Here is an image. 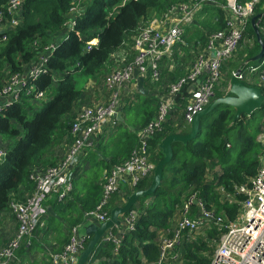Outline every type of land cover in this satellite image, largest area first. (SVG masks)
<instances>
[{
  "label": "trees",
  "instance_id": "obj_1",
  "mask_svg": "<svg viewBox=\"0 0 264 264\" xmlns=\"http://www.w3.org/2000/svg\"><path fill=\"white\" fill-rule=\"evenodd\" d=\"M180 1L23 0L18 24L6 31V39L0 41V85L7 75L23 73L38 56H45V60L40 74L25 79L31 90L20 91L19 99L0 111V139L7 142L5 156L0 161V213L9 210L11 200L24 201L31 195L35 184L30 181L29 174L33 170L57 163L59 156L53 151L56 144H62L66 149L71 143L73 138L69 128L76 115L75 109L80 100L85 102L82 81L98 82L109 71L128 65L134 55L132 36L138 24L148 18L150 12L159 14ZM7 2L0 0V9H4ZM75 3H80L82 9L74 16L73 26L66 28L69 9ZM257 12L258 6L254 14ZM249 19L243 36H249L251 41L241 42L236 54L242 57L241 62L246 61L238 67L242 73L240 81L254 86L252 78L246 77L244 72L248 66L258 63V60H250L259 47ZM223 26V11L211 2L205 3L196 16V23L183 27L181 41L173 49L175 64L181 65L194 55L192 48L203 49L207 34ZM93 38L97 39L96 44L86 48L87 42ZM260 39L264 43L261 36ZM179 50L186 54L178 56ZM122 58L125 62L114 69L115 62ZM232 58L226 61L230 68L235 64ZM185 72L165 75L174 81ZM146 79L143 78L145 89ZM218 82L210 100L226 92L227 83L222 81L217 85ZM184 88L176 94L172 110L160 130L150 134L146 142L154 164L162 157L158 142L163 136L185 134L189 130L179 112L187 98ZM38 93L42 94L39 98ZM49 94V98L43 99ZM36 100L38 107H34ZM124 100L120 106L122 121L117 120L112 128H107V134L100 136L99 144L85 148L81 154V163L74 169L71 190L66 197L59 201L50 198L43 203L44 208L50 207L59 219L45 211L44 219L30 236L36 232L44 235L48 230H58L61 238L56 242L61 248L68 240L70 229L84 224V212L94 209L100 202L103 171L107 172L114 164L126 160L139 145L138 131L154 118L159 102L155 93L148 91L144 95L136 89ZM233 114L231 106L219 104L200 117L197 133L192 139L185 143H171L172 155L162 167L160 185L151 195L138 198L130 208L138 212L132 227L119 224L111 228V233H118V242L104 238L98 240L84 264L155 262L158 235L166 231L170 234L174 216L191 195L205 210H212L223 221L234 219L238 202L243 197L237 188L248 183L256 173L261 146L255 137L262 126L264 105L248 115L241 113L234 120ZM150 178L151 174L142 177L123 194L119 190L111 193L102 206L105 215L121 205L126 195L144 189ZM197 204L190 203L191 213ZM126 214H122L120 221ZM60 225L63 226L61 231ZM221 231L222 228L217 226L208 227L203 230V235L183 241L182 247L178 248V264H208L214 246L212 239H217ZM83 239L85 245L88 238L84 236ZM27 241L17 249L19 258L25 257L32 249V242ZM25 264H42V260H28Z\"/></svg>",
  "mask_w": 264,
  "mask_h": 264
},
{
  "label": "built area",
  "instance_id": "obj_2",
  "mask_svg": "<svg viewBox=\"0 0 264 264\" xmlns=\"http://www.w3.org/2000/svg\"><path fill=\"white\" fill-rule=\"evenodd\" d=\"M22 2L23 0H8L4 9H0V41L6 39V31L18 24ZM207 2L215 4L223 11V28L208 33L203 49L196 50L197 54L185 74L169 84L164 94H156L159 98L157 112L151 122L138 131L139 145L132 150L126 160L114 164L107 172L103 171L100 202L94 209L84 212V223L99 224L106 220L107 216L102 211V206L109 195L118 190L123 194L124 190L130 189L142 177L152 173L155 164L147 152L146 137L160 130L172 110L176 94L182 87L197 82L187 92L188 96L181 110L183 122L189 125L193 115L208 104L214 85L221 79V68L236 54L243 40L247 21L255 15L256 6H258L256 14H259V17L255 25L264 40V0H181L169 5L161 14L149 16L139 23L132 36L134 52L132 61L104 76L105 88L111 95L105 102H94L90 106L81 105L69 128L73 139L67 145L65 153L57 159L55 165L37 168L29 174L30 181L35 184L34 191L29 197L24 201L9 202L8 212L15 222V232L0 245V264L19 261L17 249L23 241L28 243L27 238L31 232L41 224L46 211L43 205L45 200L50 198L63 200L69 193L70 180L75 174L74 169L79 168L84 149L90 147L104 127L112 128L115 125L117 121L115 113L120 111L119 105L125 99L119 95L122 97L127 95L126 98H129L136 89V78L132 76V70L137 69V72L144 74L150 82L157 81L161 75L162 60L174 59L171 52L181 41L183 27L196 23L197 14ZM81 9L80 3H75L69 9L70 16L66 28L73 26L74 16L79 14ZM96 42L97 39L93 38L87 42L86 48L95 45ZM44 60L45 56L40 55L23 73L9 74L4 78L0 85V111L18 100L20 91L31 90V87H27L25 79L40 74L43 71ZM247 70L246 77L254 78L253 84L260 89L261 104L264 105V48L258 63L248 66ZM241 76L242 73L239 72V80ZM201 77L203 78L199 82ZM41 96L42 94L38 93L37 98ZM255 139L261 146L256 173L248 183L237 188L243 197L238 202L234 219L223 221L212 210H205L191 195L175 215L171 234L162 236L161 232L158 235L157 260L141 264L180 263L178 248L182 247L183 241L192 238L194 234L203 235V230L212 226L222 228V231L217 238L218 241L213 240L214 246L208 264H264V118ZM6 145L7 142L0 139V161L5 156ZM190 203H198L194 215L189 210ZM137 214L135 209L129 210L119 224L131 228ZM77 229L78 227L70 229L68 240L60 250L46 252L48 264H75L84 247V236H80ZM102 238L114 242L119 240L118 233H111L110 229L103 233Z\"/></svg>",
  "mask_w": 264,
  "mask_h": 264
},
{
  "label": "water",
  "instance_id": "obj_3",
  "mask_svg": "<svg viewBox=\"0 0 264 264\" xmlns=\"http://www.w3.org/2000/svg\"><path fill=\"white\" fill-rule=\"evenodd\" d=\"M259 17V14H255L251 16L249 19V24L254 32L259 50L256 54H254L250 60L255 61L258 60L263 52L264 44L260 39L258 30L256 28L255 22ZM246 63V61H245ZM240 69L237 68L230 76L229 81L227 83V90L225 94L212 98L206 106H204L201 110L197 111L190 123L189 130L185 134H167L163 136L158 142V148L161 151L162 157L159 158L152 170L151 178L148 185L144 189L134 190L125 196L123 203L121 205L115 206L110 209L107 219L100 222L99 224H95L92 222L84 223L80 225V230L82 233H79L80 236H86L88 238L86 244L83 249L80 251L75 264H84L85 260L89 256L93 246L101 239L103 233L106 230L113 228L114 226L119 225L120 220L119 217L130 210L131 206H133L137 199L140 197H145L151 195L156 187L160 185L161 180V170L162 167L169 161L172 155L171 151V143L172 142H182L192 139L198 130L199 119L204 114L211 111L214 107L219 104L229 105L234 109L233 120L236 119L241 113L246 115L250 114L252 111L257 109L262 103V95L260 89L255 86H247L243 84L238 79V74ZM132 76L136 78V90L146 95L148 91L143 87V78L140 75H137V69L132 70ZM115 118L118 121H122L120 111L115 113ZM104 161H107V158L101 156ZM46 211L57 217L51 210L50 207L46 208ZM59 219V217H57Z\"/></svg>",
  "mask_w": 264,
  "mask_h": 264
},
{
  "label": "rangeland",
  "instance_id": "obj_4",
  "mask_svg": "<svg viewBox=\"0 0 264 264\" xmlns=\"http://www.w3.org/2000/svg\"><path fill=\"white\" fill-rule=\"evenodd\" d=\"M162 12H160L159 14H161ZM158 13L156 14L154 11H152V12H150L149 13V15L150 16H152V15H159ZM195 22H196V20H195ZM258 30V29H257ZM258 33H259V31H258ZM259 36H261V38L263 39V37H262V35L259 33ZM250 41H251V39H250V37L249 36H243V40H242V43L241 44H243V43H250ZM191 47H188L187 49H190ZM194 51H196V50H198V49H200V48H192ZM184 51V50H183ZM191 52V51H190ZM184 53V52H183ZM175 53H174V50L172 49V52H171V55L173 56ZM184 54H186V53H184ZM193 56V55H192ZM242 57L241 56H238V54H235L234 55V57L232 58V60H235L234 61V65H233V67H231L230 68V66H229V63H226V64H224L223 66V69L221 68V80H219V82H218V84L217 85H219L222 81H224V82H226V83H228V81H229V78H230V76H231V74L239 67V65L243 62H241V59ZM231 60V59H230ZM180 61V60H179ZM193 60H191L190 58H188L187 60H186V63L188 64V65H190L191 64V62H192ZM125 62V58H122V59H120V61H118V62H115V66H114V69H117L118 68V66L119 67H121V63H124ZM165 63H166V69H167V63H168V58H166V59H163L162 60V62H161V64H160V68H161V75H160V77H159V79L157 80V81H155V82H147V89H148V91L149 92H151L152 94H159V93H162V92H160V86H159V81L160 80H162V71H163V69L165 68ZM243 63H245V61L243 62ZM228 72H230V76L228 77ZM244 72L245 73H248V70H247V68L244 70ZM111 73V71H109L108 73H106V74H104V76H107L108 74H110ZM104 76H103V78L100 80V81H98V82H94V81H92L91 79L90 80H85V81H82L83 83H82V93H83V95H82V98H84L85 100V102L84 103H82L81 102V100L78 102V108H76L75 109V114H77L78 112H79V109H80V107H81V105H83V104H85V106H90L91 104H93L94 102H101V101H99V99L100 98H104V100L109 96V95H111V93L109 94V91L105 88V83L103 82L104 80ZM250 77V76H249ZM252 78V81H254V78L253 77H251ZM264 85V84H263ZM226 90H227V87H226ZM164 94V93H163ZM51 96V94H49V95H46V96H44V98L43 99H46V98H49ZM121 98H126L127 97V95H124V97H122V95L120 94L119 95ZM133 97V96H132ZM125 100L123 99V102H124ZM36 102V103H35ZM34 107H38V105H39V103L37 102V100L36 101H34ZM121 106V104L119 105V107ZM259 119V118H258ZM65 147H63V145L62 144H56L55 146H54V148H53V151L54 152H56L57 153V155L59 156V157H61L64 153H65ZM6 212V211H5ZM1 214L2 213H0V218H1ZM195 214V212L193 213V215ZM174 217H176V216H174ZM44 219V218H43ZM174 221H175V218L172 220V223H171V226H170V229L174 226ZM58 227H60V228H62V225H60V226H58ZM170 234H171V232H170ZM169 234V235H170ZM160 235H162V236H169V235H167L166 234V232H164V233H162V234H160ZM195 236H197L198 237V235L197 234H194ZM203 237V236H202ZM205 237V236H204ZM27 240H30L31 242H32V239H31V236L30 237H28L27 238ZM213 240H215V242H217L218 241V239H212V242H214ZM50 240H48L47 238H43L42 239V241H41V243H40V247H37V250H38V252H40L41 253V255H45L46 256V254H45V252H49V250H47L46 249V247H48L49 245H50V242H49ZM31 246H33V244L31 245ZM35 248V247H34ZM213 248V247H212ZM32 252H34L32 249L28 252V254H26L25 255V257L22 255L21 256V258H19V261H21V263L22 264H25V262L27 263V261L28 260H35V261H45V260H48L49 258L48 257H42V258H39V256L37 255V254H34V253H32ZM40 255V256H41Z\"/></svg>",
  "mask_w": 264,
  "mask_h": 264
},
{
  "label": "crops",
  "instance_id": "obj_5",
  "mask_svg": "<svg viewBox=\"0 0 264 264\" xmlns=\"http://www.w3.org/2000/svg\"><path fill=\"white\" fill-rule=\"evenodd\" d=\"M175 48H176V46H175ZM196 54H197V51L194 53L193 56L191 55L189 58L191 60H193L195 58ZM178 56H182L183 57L184 53L179 50V55ZM181 65L175 64L174 59H172V60L168 59L167 69H166V63H165V68L163 69L164 76L162 75V80L159 81L160 92L165 93L166 90H167V86L169 84L175 82V80L172 81L171 79L166 77L167 74L165 75V73L177 74L178 72H182L183 70L186 71L187 68L189 67V65L186 62L181 63ZM174 66L176 67L175 69H174ZM137 75H140L142 78L146 79V77H144V74H140V73L137 72ZM202 78L203 77L200 78L199 82L201 81ZM147 82H150V81L147 80ZM195 84H197V82H195L194 84L185 85V88L183 90L186 92L187 96H188V93H187L188 90L190 91ZM146 90L148 91V89H146ZM105 100H104L103 97L99 99V101H101V102H105ZM179 112H180V116H181V120H182V113H181V111H179ZM106 128H107V126L103 128V130L98 135V138L96 137L93 140V142H92V144L90 146L96 147L99 144V142L101 141L100 140V136L103 134V137H104L107 134L106 133L107 132ZM148 138H149V136L146 137V142L148 141ZM124 192H125V190H124ZM79 227L80 226H78L77 230L79 231V233H82V231L80 230ZM62 228H63V226H62ZM62 228L59 227V230L61 231ZM14 232H15V222H14V220L12 218V215L8 211L2 212L1 218H0V245L4 244L7 239L11 238L13 236ZM58 233H60L58 230L54 231V230L51 229V230H48L44 235H42L41 232L40 233L36 232L35 234L31 235L32 244H33L32 250L34 251L32 253L37 254L39 256V258H42V255H41L40 252H38L37 247H40V243H41L43 238H47L48 240H50L49 241L50 245L48 247H46V249L49 250V252L58 251L60 249V246L57 244L56 240L61 238V235L58 234ZM162 233H164V232H162ZM101 239H103V238L101 237ZM45 254H46V252H45ZM42 264H48V260H45V261L43 260Z\"/></svg>",
  "mask_w": 264,
  "mask_h": 264
},
{
  "label": "clouds",
  "instance_id": "obj_6",
  "mask_svg": "<svg viewBox=\"0 0 264 264\" xmlns=\"http://www.w3.org/2000/svg\"><path fill=\"white\" fill-rule=\"evenodd\" d=\"M45 210H46V208H45ZM79 232V231H78Z\"/></svg>",
  "mask_w": 264,
  "mask_h": 264
}]
</instances>
